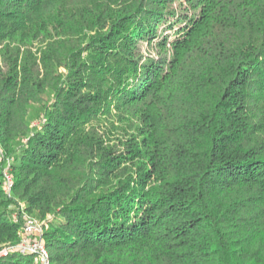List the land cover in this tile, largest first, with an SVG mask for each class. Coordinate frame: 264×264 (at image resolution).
I'll list each match as a JSON object with an SVG mask.
<instances>
[{"label":"trees","instance_id":"16d2710c","mask_svg":"<svg viewBox=\"0 0 264 264\" xmlns=\"http://www.w3.org/2000/svg\"><path fill=\"white\" fill-rule=\"evenodd\" d=\"M14 199L49 264H264V0H0V248Z\"/></svg>","mask_w":264,"mask_h":264},{"label":"rangeland","instance_id":"374dc122","mask_svg":"<svg viewBox=\"0 0 264 264\" xmlns=\"http://www.w3.org/2000/svg\"><path fill=\"white\" fill-rule=\"evenodd\" d=\"M167 25H169V23L162 24L161 27H160V29H159V32L162 31V30H165L164 33H167L168 35H170L169 38H170V41H172L176 37V33H175L176 28H178V27H180L182 25H185V23H182V24L181 23H176L173 29L172 28H169ZM156 42L157 41L155 40L154 43H156ZM38 46L39 45H37V42H36V44L33 46V49L36 51V49L38 48ZM148 47H149L148 42H146L142 46V50L143 51H146V50H148ZM169 49H170L169 53L173 55L174 50L172 48H169ZM152 50H153V55H155L156 52H157V50L155 49V47L152 48ZM126 113L132 114L133 113V110L132 109H129V112H126ZM123 114L124 113L121 110H119L117 112L114 111L113 112V115H111L109 118H110V120H113L114 119L115 122H117L116 119H118L120 117H123ZM102 120H103V118H102ZM120 120H121V118H120ZM1 158H2V160L4 162L3 174H4L5 170H8L10 172V174H11V170L9 169V163H10L9 162L10 161L9 158L7 156H5V157L4 156H1ZM10 207L15 210L14 211V213H15L14 217H16V218H18V214H20V213H23V215L25 213L26 215L32 216L31 213L26 208L27 207L26 202L24 200H22V199H14L12 202H10ZM50 218H52V215L51 214H48L47 217H46V219H44V220H41L40 221L39 219H37L38 220V223H39V226H41L42 228H44V225L46 223V220L47 219H50ZM36 239L37 240H40L41 243L45 246L44 240H42L41 238H39V233H36L34 235H31L28 240L29 241L31 240L32 242H34V241H36ZM18 246L19 245H10V244L9 245H5V246L2 245L1 248H0V255H6V254H8L9 251H13V250H19L20 252H22L20 249H18L19 248ZM87 256L88 255L85 252L84 253L81 252L79 254V256H76L77 257L76 259H78L80 261V260L86 258ZM48 259H49V255H48ZM35 261H39L42 264H44V261L42 260V258L39 255H37V258H36Z\"/></svg>","mask_w":264,"mask_h":264},{"label":"built area","instance_id":"2783aa9c","mask_svg":"<svg viewBox=\"0 0 264 264\" xmlns=\"http://www.w3.org/2000/svg\"><path fill=\"white\" fill-rule=\"evenodd\" d=\"M4 184L7 192H10L13 184H12V175L8 170H5L4 172ZM23 218H24V222L22 225L23 227L22 240H21L22 242L19 244L18 249H20L23 252L29 250L34 253H37V255H39L44 261V264H49L47 251L45 249V246L41 243V241L37 239L34 242L28 240L31 235H34L36 233L41 234L42 227L39 226L38 220L30 215H26L24 213Z\"/></svg>","mask_w":264,"mask_h":264}]
</instances>
